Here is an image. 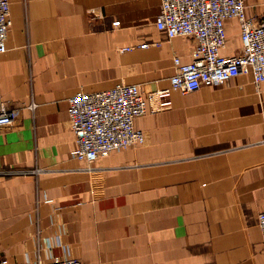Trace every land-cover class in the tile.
<instances>
[{"label": "crops", "instance_id": "1", "mask_svg": "<svg viewBox=\"0 0 264 264\" xmlns=\"http://www.w3.org/2000/svg\"><path fill=\"white\" fill-rule=\"evenodd\" d=\"M160 3L10 0L0 89L17 114L0 128V261L264 264V83L258 92L251 75L173 92L171 107L137 118L139 147L91 165L73 156L74 94L124 82L150 101L170 86L175 55L192 60L195 38L157 28ZM247 14L264 19L262 10ZM227 31L223 53L232 55L241 45L235 20Z\"/></svg>", "mask_w": 264, "mask_h": 264}, {"label": "built area", "instance_id": "2", "mask_svg": "<svg viewBox=\"0 0 264 264\" xmlns=\"http://www.w3.org/2000/svg\"><path fill=\"white\" fill-rule=\"evenodd\" d=\"M156 26L168 39L193 37L197 45L190 62L173 57L175 73L170 86L155 91L148 101L138 84L121 82L113 88L85 92L79 91L69 99V119L76 136L73 156L91 165L114 151L139 147L145 142L144 132L136 126L137 118L151 110L171 107V95L199 91L203 87H220L231 80L251 75L255 89L260 92L264 83V19L247 14L245 0H160ZM10 0H0V54L7 51L11 28ZM231 20L238 24L240 48L226 55L227 25ZM120 21H114L118 26ZM160 43L156 44L159 45ZM150 44L139 45L148 48ZM135 47L119 48L120 52ZM151 101L157 103L152 106ZM152 106V107H150ZM34 104L31 105L33 109ZM16 110L8 108L0 89V128L10 126ZM264 247V210L258 215ZM0 264H6L1 260ZM37 264H83L73 257L54 256L50 261Z\"/></svg>", "mask_w": 264, "mask_h": 264}, {"label": "rangeland", "instance_id": "3", "mask_svg": "<svg viewBox=\"0 0 264 264\" xmlns=\"http://www.w3.org/2000/svg\"><path fill=\"white\" fill-rule=\"evenodd\" d=\"M248 7V9H253V10H256V9H258V10H262L263 12H264V4H262V5H249V4H246ZM262 16H264V15H262ZM232 38H236L237 37V32L235 31L234 33H232ZM235 44H238V42L237 41H233ZM235 51H238V47L236 46L235 47ZM151 94V93H150Z\"/></svg>", "mask_w": 264, "mask_h": 264}]
</instances>
